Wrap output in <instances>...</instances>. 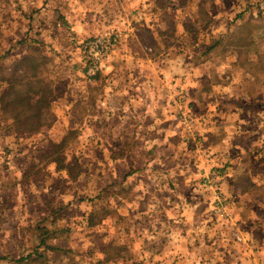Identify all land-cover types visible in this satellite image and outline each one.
Returning a JSON list of instances; mask_svg holds the SVG:
<instances>
[{"label":"rangeland","instance_id":"374dc122","mask_svg":"<svg viewBox=\"0 0 264 264\" xmlns=\"http://www.w3.org/2000/svg\"><path fill=\"white\" fill-rule=\"evenodd\" d=\"M200 1L0 0V63L11 65L22 52L30 53L20 39L38 40L50 60L45 75L52 99L78 97L83 102L77 110L85 113L84 98L100 96L106 76L113 85L126 86L112 105L129 98L123 102L128 113L145 111L147 104L133 96L141 95L145 81L152 82L156 98L150 114L156 116L154 132L138 118V125L147 122L141 137L127 134L119 146L105 147L102 130L89 134L85 119L68 124L78 136L68 135L63 155L80 163L75 180H65V172H56L50 163L58 140L68 134L55 126L56 118L50 127L29 134H13L8 122L0 121V264H15L29 252L35 241L30 228L36 223L64 228L57 242L71 249L64 253L78 264H95L116 252L120 257L104 264H170L182 254V237L205 264L262 255L263 73L249 71L255 79L247 81L231 63L244 65L253 58L254 65H264L258 58L264 57V0H204L211 17L206 26L208 17L197 16ZM103 32L116 33L119 40L110 68L91 86L95 78L84 75L88 57L83 46ZM115 64L123 70L111 74ZM238 85L254 99L241 101ZM238 98L242 106H236L250 115L241 121L234 120L231 104ZM156 135L163 146L156 144ZM238 205L240 216L228 214ZM96 206L125 214L119 223L110 215L88 228L82 215ZM53 209L61 213L54 222L48 216ZM201 209L200 216L192 214L186 235L180 234L183 214ZM173 235L177 250L169 247ZM47 253L49 264L66 261L63 253Z\"/></svg>","mask_w":264,"mask_h":264},{"label":"trees","instance_id":"16d2710c","mask_svg":"<svg viewBox=\"0 0 264 264\" xmlns=\"http://www.w3.org/2000/svg\"><path fill=\"white\" fill-rule=\"evenodd\" d=\"M205 4L206 1L202 0L197 6V16L202 17V20L206 16L208 17L202 24L203 26L208 25L211 21L210 15L204 9ZM198 18L196 17V22L201 21ZM190 24L192 25V23H186L185 26H190ZM19 43L23 44L27 49H31L30 53L22 52L21 56L14 60L11 65H2L0 63V121L8 122V131L13 134H29L45 127L48 128L55 121V116L51 111L52 90L51 87L47 86L48 82L45 75L48 72L50 60L42 52L38 40L24 37L19 40ZM218 43L219 41H216L207 51L213 49ZM67 133L58 140L55 149L52 150L54 157L50 160V163L56 172H65L61 175L65 180H75L80 175V163L77 159H74V161L66 160L63 150L69 140L68 135L76 134L78 136V134L75 129H69ZM45 152L46 156L50 155V151L47 150ZM130 174V172L127 173L126 177ZM29 175L26 170L22 173V176L26 179L29 178ZM115 184L120 186L118 182ZM111 195L118 194L114 192ZM98 198L102 199L101 197ZM97 207L82 215V218L86 220L88 228H92L100 222L105 221L110 215L116 216V223L121 221L122 216L115 209L109 206ZM59 215L61 213L57 209H53L48 214L53 222ZM30 229L35 241L26 255L13 261L15 264H49L48 251L53 252V254L63 253L61 255L62 259H66V261H60L57 264H78L71 256L64 253H69L71 249L69 247L63 249L57 242L60 234L65 231L64 228L49 227L43 223H36ZM119 257L120 253L116 252L95 264L109 263L117 260Z\"/></svg>","mask_w":264,"mask_h":264},{"label":"crops","instance_id":"0c3cea01","mask_svg":"<svg viewBox=\"0 0 264 264\" xmlns=\"http://www.w3.org/2000/svg\"><path fill=\"white\" fill-rule=\"evenodd\" d=\"M260 57V59L264 58L261 55H258V58ZM257 61V60H256ZM253 58L248 59V64L244 63H240V61L238 63H236L234 60L231 64H233L236 67V70L244 72V79H246L248 81L249 77H252L251 79H255V77H253V74L250 73H255V72H261L263 73L262 75V87L261 90L262 92L264 91V65H254L255 62ZM236 63V64H235ZM110 67H108L109 69ZM107 69V70H108ZM122 66L115 64L113 66V69L111 71V74H117L118 72H121ZM249 71H251L250 73H248ZM143 72V70H142ZM102 75V74H101ZM99 76L95 77L94 80L89 81L88 84H90L91 86H96L98 84L99 81ZM102 77V76H101ZM110 76H106L105 79H102L99 86L102 87V94H100V96L98 97H92L91 95L88 94V96H86L84 99L88 100V110L85 113H80V111H78V102H82L81 100H78V97H72L70 98V101H65L64 99H60V98H54L52 99V106L54 107V110L52 112H54V116L57 119V124L55 126H57L58 130L64 132L66 130L69 129H75V127H70V125L68 124H72V121L75 120H82L85 119L88 124L90 125V133L89 134H98L96 133L99 132V130H102L100 132L101 135L104 136V140H105V147L106 146H119V144H123L122 143V139L125 135L129 134L132 135L134 140H137L138 137L140 138L141 135L143 134V129L142 126L145 125L147 122L149 123L150 127V132L153 133L154 129H156L155 125L153 126V123L155 122L154 119H156V116L153 117L152 115V110L151 108H153L156 105V98L154 96V94L152 95L151 90L152 89V82L147 80L144 82V84H146L147 86H143V92L140 94H134L133 96L135 98H137L139 101H141L142 103L145 102V104H147V107L145 109V111H139L140 113H138V110H134L135 114H132L131 112L128 113L129 110H127L123 105V102L125 100V102H127L126 97L122 98V101H120L119 103L116 104V106L112 105V100L114 99L115 95H123L126 92V86L123 85H113V83L111 81H109ZM248 77V78H247ZM150 82V83H149ZM142 84V85H144ZM141 85V86H142ZM250 85L253 86V83L250 82ZM238 90L242 93V100L241 101H245L247 100V102H250L254 99V97L252 96L253 93L251 91H245L243 92V89H240L239 85H238ZM124 102V103H125ZM140 102V103H141ZM223 102V101H222ZM141 103V104H142ZM231 104L234 106V120L235 121H241V119L243 117H248L250 116L248 112H246V116L243 115V113L241 111V106L242 104L239 102V98L238 101L232 100ZM239 105L240 107L236 106ZM107 105H109L110 107H107ZM149 107H150V113H149ZM139 118V122L143 121V120H147L146 123H141L140 125L137 124V120ZM142 118V120H141ZM97 120H99V122H102V126L98 125L96 122ZM111 120V122L109 121ZM71 122V123H70ZM133 123V124H130ZM77 126V125H75ZM101 128H100V127ZM95 127V128H94ZM78 130L83 131V127H77ZM239 131V130H238ZM236 134L238 136V132L236 131ZM96 135L92 136L95 137ZM160 136V135H159ZM156 135V144L159 146H163L164 142L162 139H160V137ZM159 138V139H158ZM155 139V138H154ZM141 140V139H140ZM167 142H169V139L166 140ZM158 142V143H157ZM94 144H97V141L95 143V140L93 142ZM156 145V146H157ZM236 145L240 146L239 148L242 147V144H237ZM104 146V145H103ZM115 161V160H114ZM132 173V172H131ZM131 174L127 177L130 178ZM181 183L185 182V177L179 178ZM117 181L115 180H111L110 183H115ZM126 180H124L122 183H125ZM119 183V182H118ZM134 184H138V181L136 180L134 182ZM169 184H174V182H169ZM172 186V185H171ZM173 187V186H172ZM247 193V192H246ZM246 193L243 194V196H246ZM241 196V195H239ZM264 196V193H263ZM237 197V196H235ZM234 197V198H235ZM264 200V198H263ZM200 212H193V213H184V220H183V224L181 226V232L180 234L186 235V232H188V230H190V223L192 222L191 216L193 215H197L200 216L201 212L204 213V211L199 210ZM229 211V212H228ZM228 214L230 213L231 215H235V216H240L242 209L239 207V205L236 207V211H231L230 209H228ZM231 211V212H230ZM187 212V211H186ZM118 214L124 215L125 213H120L118 211ZM247 214V213H246ZM263 215H264V211H263ZM200 219V218H197ZM262 223V255H255V256H250L248 257V255L245 256H238L237 258H232V259H228V261L226 260H222L221 264H264V219L261 222ZM178 227H180V225H178ZM253 227H255V225H253ZM254 229V228H253ZM172 231V228H171ZM253 235V233H252ZM181 237V236H180ZM252 237V236H251ZM250 239V238H248ZM181 240V248H182V254L180 256H178L177 261L175 260L174 262H171L170 264H205L204 259H202L201 257H198V255H193V245L187 240L184 239L183 237L180 239ZM178 238L176 236H172V241L169 243V247L173 248L174 250H177L178 248H180V245L178 246L177 244ZM198 245L200 246V242H198ZM177 248V249H176ZM178 254V252H177ZM179 255V254H178ZM167 261V259H166ZM217 263V262H216ZM156 264H159L158 262Z\"/></svg>","mask_w":264,"mask_h":264},{"label":"built area","instance_id":"2783aa9c","mask_svg":"<svg viewBox=\"0 0 264 264\" xmlns=\"http://www.w3.org/2000/svg\"><path fill=\"white\" fill-rule=\"evenodd\" d=\"M119 36L116 33L103 32L88 39L84 43V50L88 57L84 75L89 80L102 71L108 69L113 50L118 44Z\"/></svg>","mask_w":264,"mask_h":264}]
</instances>
